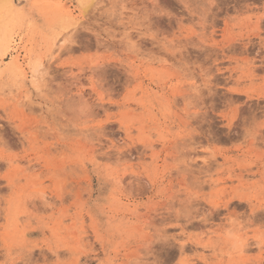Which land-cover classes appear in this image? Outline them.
I'll list each match as a JSON object with an SVG mask.
<instances>
[{"label": "rangeland", "instance_id": "rangeland-1", "mask_svg": "<svg viewBox=\"0 0 264 264\" xmlns=\"http://www.w3.org/2000/svg\"><path fill=\"white\" fill-rule=\"evenodd\" d=\"M12 2L0 264H264V0Z\"/></svg>", "mask_w": 264, "mask_h": 264}, {"label": "bare ground", "instance_id": "bare-ground-1", "mask_svg": "<svg viewBox=\"0 0 264 264\" xmlns=\"http://www.w3.org/2000/svg\"><path fill=\"white\" fill-rule=\"evenodd\" d=\"M0 3L7 4L9 6L13 5L12 0H0ZM4 29H5V27L3 25H1V23H0V35H1L0 39H1V43H2L3 47L7 48L12 43V35H11V33L9 31H6Z\"/></svg>", "mask_w": 264, "mask_h": 264}]
</instances>
